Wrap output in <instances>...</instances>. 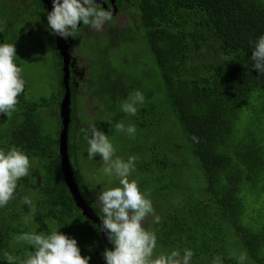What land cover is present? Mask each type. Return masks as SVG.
I'll return each mask as SVG.
<instances>
[{
    "label": "trees",
    "instance_id": "trees-1",
    "mask_svg": "<svg viewBox=\"0 0 264 264\" xmlns=\"http://www.w3.org/2000/svg\"><path fill=\"white\" fill-rule=\"evenodd\" d=\"M116 1L118 9L125 10L122 0ZM126 1L135 7L128 13L127 26L110 23L106 31L110 37L103 48L85 57L89 68L83 80L70 71L72 108L82 103L79 95L96 108L104 107L101 115L107 119L94 125L106 135L123 117L136 126L134 145L126 156L138 159L129 180L135 179L141 192L150 194L147 198L155 214L154 220L146 217L145 230L156 233L159 255L173 250L183 255L184 249H190L194 252L191 264H212L215 256L222 257L223 264H237L232 256L235 249L225 245L227 239L242 246L254 264H264V210L257 208L259 200H264V74L252 68L251 60L255 42L264 35V0ZM39 6L9 7L0 1V44L15 45L14 63L23 70L22 78L27 62L49 53L59 79L58 93L36 98H31L26 83L18 96V111L10 117L0 114V150L7 153L14 146L31 162L29 175L18 181L14 199L0 207V264H8L5 252L23 260L35 250L16 242L18 235L52 230L76 239L81 255L91 257L89 264H105L106 246L97 225L81 215L63 181L58 154L62 62L53 44L55 33L44 7ZM26 18L40 20L45 37L33 27L15 26ZM81 27L87 26L81 24L77 33ZM77 33L75 42L93 36L103 40L97 34L87 33L84 38ZM122 43L142 45L143 50H133L128 64L125 55L115 52ZM144 55L152 64L151 73L144 70ZM111 59L128 64V70H118ZM72 81L85 85L83 91L74 89ZM134 90L143 93L145 103L131 116L121 105ZM88 105L94 106L89 101ZM77 119L72 110L69 164L81 196L103 219L102 206L96 201L101 192L77 169L78 142L90 135V127L79 125ZM52 122L57 126L55 137ZM168 133L176 136L175 149L167 143L164 147V140H172ZM112 178L111 184L120 186ZM25 196L36 208L27 224L24 217L29 207L21 203Z\"/></svg>",
    "mask_w": 264,
    "mask_h": 264
},
{
    "label": "clouds",
    "instance_id": "clouds-1",
    "mask_svg": "<svg viewBox=\"0 0 264 264\" xmlns=\"http://www.w3.org/2000/svg\"><path fill=\"white\" fill-rule=\"evenodd\" d=\"M106 2L107 0H103V3ZM112 5L115 7L114 2ZM112 19V10H106L97 0H52V11L47 14L52 32L64 39L73 38L81 24L101 31L105 23ZM16 56L14 44H0V114L8 117L18 111V96L24 92L26 84L22 78L23 70L14 63ZM224 59L230 60L231 57ZM251 60L252 68L259 74H264V35L255 42ZM144 103L143 93L134 90L122 103L121 110L135 116L138 105ZM115 129L127 133L131 138H135L137 131L135 125L125 127L123 122L116 123ZM89 131L90 138L86 136L89 145L88 159L100 156L104 165L102 172L107 176L114 175L120 185L102 191L98 196L103 213L100 231L106 234L113 246V250L106 248L102 253L105 264H190L194 255L190 249H184L183 255L180 250H173L170 254L152 258L157 247V236L154 231L145 230L142 222L149 214L154 215L155 210L152 201L147 198L150 194L141 192L135 179L129 180V176L136 170L135 162L138 157L131 156L125 162L115 156L116 149L103 131L98 130L95 125L90 126ZM192 139L199 143V138L193 136ZM30 168V158L23 151L14 146L7 153L0 150V207L7 206L14 199L18 181L29 175ZM21 203L29 207V212L24 217L27 224L34 217L36 208L27 196ZM155 222H159L158 216L155 217ZM16 242H24L35 250L28 252L27 258L23 260L5 252L8 264H89L91 260L90 256L81 255L76 239L59 230H52L50 234L25 232L16 237ZM247 259V253H241L237 257L238 264H245ZM212 264H223L222 257H213Z\"/></svg>",
    "mask_w": 264,
    "mask_h": 264
},
{
    "label": "rangeland",
    "instance_id": "rangeland-1",
    "mask_svg": "<svg viewBox=\"0 0 264 264\" xmlns=\"http://www.w3.org/2000/svg\"><path fill=\"white\" fill-rule=\"evenodd\" d=\"M121 2L123 3V7L125 8V10L119 9L120 11L117 14H113L112 21L105 23L101 31H96L90 28L91 31L88 32V34H93V35L97 34L101 36L100 39L102 38L103 39L102 41H99L97 39L98 37L93 36V37H89L86 40H83L82 42L80 41L75 42L76 51H72V50L69 51V53H71V64H73L72 66L75 65V62L72 59L73 58L72 54L74 53V55L78 59V64L82 68V70H86L89 67L87 61L85 60V57L88 54V57L90 58L92 54L94 53V51H96L97 49L103 48V46L105 45V42L110 37V35L106 36L108 32L105 33V29L109 30L108 26L110 25V23L114 25H118L121 28L124 27L125 25L127 26V23L129 22V14L135 11L134 10L135 7L133 3L131 2L129 3L126 0H122ZM27 11L28 10L25 11L24 13L25 15ZM25 15H22V16H25ZM16 22H15L16 23L15 26H17L19 29L24 28V27L31 29L32 27H34L33 19H30V18H26V19L19 20ZM77 36H79V33H77ZM35 37L38 38L39 35H36ZM141 47L142 45L122 43L115 52L119 54L122 58L125 55L126 57L123 59L127 60L129 64V62L132 60V57H130L129 54L136 48H139L142 51L143 48L141 49ZM142 58L145 61L146 66H147L144 70L151 73L153 70V67L150 62V59L148 58V56H145V55ZM21 59L22 58L20 57L19 59L20 63L23 62ZM111 61H112V65L118 70H121V71L128 70L127 68L128 64H123L117 60H112V59ZM24 78L26 80V83H27L26 87H27L28 93L30 94L31 98H36L38 95L46 96V95H51V93H58V90H59L58 70L55 68L54 64L52 65V56L49 53H47L44 56V58H37L36 60H30V62H27L25 66ZM78 97L82 103L79 106L74 107V109L72 108V105L70 106V108H71V111L72 110L75 111V115L79 119V120L77 119V123L79 125L83 126L84 124L86 129H89L90 126L96 123H99L102 120L107 119L106 114L101 115L102 112L105 110L104 107H102L101 109L96 108L95 107L96 105L93 102H91L90 99H87V100L83 99V97L80 95ZM88 101L94 106H89ZM49 113H50V110H49ZM47 114L48 113L44 111V116ZM118 122H123L125 124V127L129 125V119L126 117L121 118ZM51 125H52L51 135L55 137L57 134L56 122H52ZM85 127H81V129H84ZM81 129L78 128L75 131H80ZM107 136L110 139V141L113 143L116 149L115 156L122 158L126 162L129 158L126 155L128 154V152L132 149V146L134 145L133 138H131L125 132L116 131L115 126L113 127L112 133H110ZM87 137L90 138V135H88ZM149 137H150V140L153 141V132L149 134ZM167 137H172L171 138L172 140L170 141L164 140V147L166 146V143H167V144L174 145L175 147L173 149H175L177 146V141L175 140L176 136H173V134L168 133ZM141 146H144V144H142ZM88 147L89 145L87 143V139L86 137H83L78 142V146H77V150H78L77 158H78V163H79V168L77 167V169L79 173L85 177L87 182L94 185L93 187L95 188V190H98L100 192L107 190V188L109 187H117L116 186L117 184L114 186L111 184L112 182L115 181L112 178V176H107L102 172V168L104 165H103V161L100 156L97 155L91 160L88 159V156H87ZM98 196L99 195L96 196V201L98 200ZM97 202L99 203V207H101L102 205L100 204L99 200ZM245 207L249 209V206L246 203H245ZM257 208H262L264 210V200H261V199L259 200V203L257 204ZM262 209H259V210L263 211ZM149 215H150L149 216L150 219H153V214H149ZM157 216L159 217V215ZM255 218L256 217L254 216L253 219L255 220ZM147 225H149L148 220L147 218H145V220L142 222V226L145 228V227H148ZM233 242H234L233 240L227 241L226 239L225 245L230 249L232 248L235 249V252H232L235 255L232 254V256H234L235 259L237 260V257L241 253H243V247L234 245ZM230 243L232 245H230ZM21 244H25V243L21 242ZM160 252H161L160 248L157 247L156 250H154L153 252V259H155L160 254ZM237 264H238V260H237ZM245 264H254V263L250 261L249 259H247V261H245Z\"/></svg>",
    "mask_w": 264,
    "mask_h": 264
},
{
    "label": "water",
    "instance_id": "water-1",
    "mask_svg": "<svg viewBox=\"0 0 264 264\" xmlns=\"http://www.w3.org/2000/svg\"><path fill=\"white\" fill-rule=\"evenodd\" d=\"M48 8V12L52 11V4L49 0H41ZM114 0H111L113 4ZM55 48L59 52L61 58L62 67V86H63V96L59 103L58 115L60 118L61 130L58 136V153L60 157V169L63 177L64 184L69 191L72 201L75 207L80 211L81 215L90 223L97 225L99 229V234L106 248L113 250L110 245L106 234L100 231L101 219L95 214V212L86 203L85 199L81 196L77 184L74 181V173L69 165L68 156V126L70 122V112H71V93L69 85V74H70V57L68 53L69 45L60 36L56 35Z\"/></svg>",
    "mask_w": 264,
    "mask_h": 264
},
{
    "label": "flooded vegetation",
    "instance_id": "flooded-vegetation-1",
    "mask_svg": "<svg viewBox=\"0 0 264 264\" xmlns=\"http://www.w3.org/2000/svg\"><path fill=\"white\" fill-rule=\"evenodd\" d=\"M1 2H3V3H5L7 6H9V7H13L15 4H20V5H23V6H25L26 8H28V9H35V8H38V7H40L39 6V3L44 7V14H48L49 12H48V8H47V6L45 5V4H43V2L41 1V0H0ZM39 2V3H38ZM49 2L52 4V0H49ZM97 2L98 3H101L102 4V6L107 10V8L108 9H111L112 10V12H113V14H117L120 10L118 9V7H117V3L115 2V0H114V5H115V7H116V9H115V7H113V5H112V3H111V0H107V2L106 3H103V0H97ZM116 3V4H115ZM41 6V7H42ZM33 29L32 30H34L35 32H39V34L41 35V36H43V37H45V35H44V32H43V30H42V25L40 24V20L38 21V20H36L34 23H33ZM25 28H27V27H25ZM109 28V27H108ZM121 28V27H120ZM91 30H90V27H86V28H84V27H81V30H80V32H79V35L81 36V37H84V35H88L87 33L88 32H90ZM106 31H107V29H105V33H106ZM91 35V34H90ZM88 37V36H87ZM85 38V37H84ZM66 42H67V44L69 45V48H68V53H69V51L70 50H72V51H76V47H75V40L73 39V38H71V37H69V38H67V39H64ZM55 41H56V34H54V36H53V44H54V47H55ZM44 42H46V41H44ZM42 43V42H41ZM40 43V44H41ZM39 50H44V49H42V48H40ZM55 50L57 51V49L55 48ZM57 53H58V55H59V52L57 51ZM73 56V60H74V62H75V65L74 66H72L73 64H71V53H69V57H70V71L72 72V74H73V76L75 77V75L76 76H80L81 78V80H83L84 79V74H85V70H82V68L78 65V59H77V57L74 55V53L72 54ZM89 68V67H88ZM72 85H74V89H81V91H83V89H84V87H85V85H83L82 83L81 84H79V83H77V82H75V81H72ZM70 159V158H69ZM71 167V166H70Z\"/></svg>",
    "mask_w": 264,
    "mask_h": 264
}]
</instances>
